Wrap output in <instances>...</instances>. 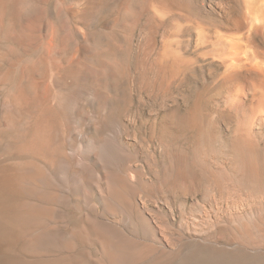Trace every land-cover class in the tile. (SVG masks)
<instances>
[{
	"label": "rangeland",
	"instance_id": "374dc122",
	"mask_svg": "<svg viewBox=\"0 0 264 264\" xmlns=\"http://www.w3.org/2000/svg\"><path fill=\"white\" fill-rule=\"evenodd\" d=\"M262 56L264 0H0V170L53 124L0 264H264Z\"/></svg>",
	"mask_w": 264,
	"mask_h": 264
},
{
	"label": "bare ground",
	"instance_id": "6f19581e",
	"mask_svg": "<svg viewBox=\"0 0 264 264\" xmlns=\"http://www.w3.org/2000/svg\"><path fill=\"white\" fill-rule=\"evenodd\" d=\"M260 11H261V9H260ZM243 46H241V45L240 46H236V44H235V45L231 46L232 48L229 47V48H231V52L229 54H231V57H233L231 59L232 63L230 62L231 63L230 67H231V69L233 68L232 70H234V68H236V69L240 68L242 62L245 61L244 58H246V57H247L246 60H250L249 58H252V62H254L255 59H256L254 55H252V54L249 55L248 50H245V49L243 50V48H244ZM246 49H247V47H246ZM243 55L245 56L244 58L241 57ZM262 57H263V61H264V56H262ZM262 62H260L261 64L260 63H256L254 65V67H253V70L256 71V73L260 77H262L263 80L261 78L262 81H260L259 84H256V86H253V85L247 86V91H248L249 97H251V99L249 100L250 106H249V108H247V106L245 108V106H244V110L241 111L243 113L242 119L246 120L250 116L251 117V121H252V125H254L256 127V129H258L259 131H264V113H262V115H260V114L258 115V114H255V113H254L255 115H252L251 110L253 111V108H254L255 105L260 107L261 101H262L261 98L264 99V97H263L264 93L260 94L261 93L260 89L264 90V65H262ZM251 65L252 64H250V66ZM251 69H252V67H251ZM114 71H115V69H114ZM257 89L259 91H257ZM24 100L26 101L24 91L23 92L22 91L21 92L20 91L17 92V94L15 95V98H13V101H12V105H13V108H14L13 112L15 111L14 112L15 114L12 113V110H9L7 112L5 111L6 114H4L5 116L3 117V121L6 122V126L8 127V129H5V131L10 133V134L12 133L13 135L14 134L16 135V131L18 132V130L20 132V129L16 126L15 116L16 117L18 116L17 112H18V114L20 113L19 108L24 104ZM27 106L28 105H26V107ZM42 108H41V110H43ZM23 110H24V108H23ZM26 110L27 109H25V111ZM48 112L49 111L46 108V110H44L42 113H40L39 117L35 120V128L34 127L33 128L35 129L36 135L35 136L33 135L34 137L31 140L23 141L20 144V146H19V151L21 153H23V154L30 155L33 158V160H34V164H37V163H35L37 161H42V162H45L46 164L49 165V150H50V145L52 144L51 143V136L53 135V133H52L53 132V129H52V125L53 124L50 125L51 123H49V119L50 118L48 117V115H49ZM16 127L18 128V130H16ZM250 127H251V125H250ZM1 133L4 134V131H0V136H1ZM17 138L18 137H16L15 139H17ZM54 154H56V153H54ZM26 157H28V156H26ZM34 164L33 163H30V165L21 164V165H16L17 167H13V168H10V169L6 168V169H1L0 170V219H2V220L5 219V220L8 221L7 225H5L3 223L5 225L4 228L0 226V240L1 241H6V243L9 244L8 245L9 247H11L17 240H19L20 237H22L25 234V231L23 230L25 228L22 227L21 223H18V221L21 220V218H22L21 217L22 215L19 214V212H18L19 210L17 211L18 204L16 205L15 202H12L10 200H11V198L12 199L14 198L15 200L16 199L18 200V197L20 198L21 196H23L27 192V186H28L29 183H36L40 179H43V177L45 175L44 173H46V172H43V170H46V168L45 169H41V167H39L40 164L38 166H36ZM29 168L32 169V173H29V170H28ZM256 170L258 171V169H256ZM256 177H257V175H256ZM26 212H27V210H26ZM24 216H25V214H24ZM3 243H5V242H3Z\"/></svg>",
	"mask_w": 264,
	"mask_h": 264
}]
</instances>
